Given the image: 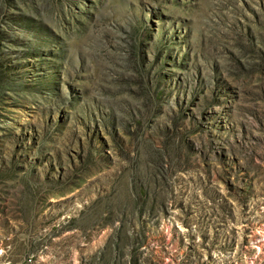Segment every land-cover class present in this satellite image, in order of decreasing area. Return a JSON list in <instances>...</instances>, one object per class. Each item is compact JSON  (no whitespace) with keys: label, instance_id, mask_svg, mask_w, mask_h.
<instances>
[{"label":"rangeland","instance_id":"1","mask_svg":"<svg viewBox=\"0 0 264 264\" xmlns=\"http://www.w3.org/2000/svg\"><path fill=\"white\" fill-rule=\"evenodd\" d=\"M0 264H264V0H0Z\"/></svg>","mask_w":264,"mask_h":264}]
</instances>
